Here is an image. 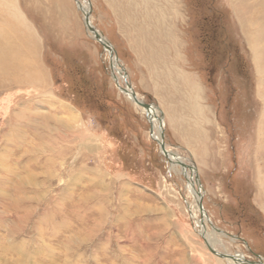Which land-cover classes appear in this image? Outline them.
I'll return each instance as SVG.
<instances>
[{
    "label": "rangeland",
    "instance_id": "obj_1",
    "mask_svg": "<svg viewBox=\"0 0 264 264\" xmlns=\"http://www.w3.org/2000/svg\"><path fill=\"white\" fill-rule=\"evenodd\" d=\"M79 1L163 119V144L195 175L206 220L144 112L117 89L79 2L0 0V49L28 64L0 71V264H229L207 234L218 252L264 264L263 102L248 43L264 0H156L165 43L129 26L124 0ZM176 69L201 89L203 117L185 108L187 92L163 86L180 85Z\"/></svg>",
    "mask_w": 264,
    "mask_h": 264
},
{
    "label": "bare ground",
    "instance_id": "obj_2",
    "mask_svg": "<svg viewBox=\"0 0 264 264\" xmlns=\"http://www.w3.org/2000/svg\"><path fill=\"white\" fill-rule=\"evenodd\" d=\"M146 0H124L123 3V17L126 18L127 23L129 24V26H131L133 28V25L136 26L137 24L138 26V31L142 32V35L144 38H146V36H151L152 40L156 42H161V43H165V42H170L172 40L171 34L168 30V32L166 31V27H165V21L167 20V15L168 13L164 10V8L160 7L158 5V2L156 0H154V2H152V4H147L145 2ZM160 1H164V3H168L170 2V0H158ZM79 2L80 4V11L83 13V23L84 26L87 29V25H86V20H85V15L88 12V5H82L80 3L79 0H77V3ZM4 3V2H3ZM113 4V3H112ZM161 4V3H159ZM163 4V3H162ZM5 5V4H4ZM3 5V6H4ZM146 5V6H145ZM121 6V5H120ZM119 6V7H120ZM116 7V6H115ZM13 8V7H12ZM151 10V13L149 12ZM147 11V12H146ZM140 12H144V19H146V21L144 20L142 22V24L139 22L138 20V16L137 14ZM149 12V14H148ZM9 15H10V19L12 20V25L11 28H13V30L17 31L20 30L21 28L24 27V23L19 20L17 13H15V11L12 9H9ZM155 15H154V14ZM142 17V16H141ZM264 18V15L260 17ZM9 19V20H10ZM22 19V17H21ZM137 21V22H136ZM170 21V20H169ZM168 21V22H169ZM88 23H90V19L88 18ZM165 23V24H164ZM133 24V25H132ZM141 24V25H140ZM252 24H256L253 23ZM3 25V23H2ZM91 25V23H90ZM151 27V29H154V33H150V30H147L149 28V26ZM92 26V25H91ZM161 26V27H160ZM259 27L257 28V30L254 31L255 37H250L248 38V43L250 42L251 47V53H252V60L254 62L255 65V69H256V74H257V82H258V86H260L261 90H259V96H261L262 98V102H263V126H264V20H261L260 25H258ZM130 27V28H131ZM10 28V29H11ZM162 28V29H161ZM3 29V28H2ZM12 30V31H13ZM88 30V29H87ZM20 32V31H18ZM89 32V31H88ZM10 33V32H8ZM31 33V32H30ZM99 34V32H97ZM90 36L92 38L93 35L89 32ZM12 35V34H11ZM17 36V35H16ZM29 32H26L25 28L22 32V34H20V39L23 40V44L22 45H29ZM100 40L102 42H106V40L104 39V37L101 36V34H99ZM9 39V38H8ZM150 40V37L148 38ZM146 40V39H145ZM20 41V40H18ZM17 41V42H18ZM151 41V40H150ZM149 42V41H148ZM31 43V42H30ZM100 43V42H99ZM107 43V42H106ZM145 43V42H144ZM151 43V42H150ZM101 44V43H100ZM105 44V43H104ZM15 45V43H14ZM18 45V44H17ZM147 45V44H146ZM20 46V45H19ZM30 46V45H29ZM16 47V46H15ZM160 48V47H159ZM10 49L12 51L9 52H4L0 49V71L1 72H5V69L7 70H11L14 68L13 66V61L15 62V60L18 62H21L23 65L27 66L28 64H26L25 60L23 59L24 57H22V55L20 56L19 51L12 49V47H10ZM22 49V47H21ZM105 49V48H104ZM21 51V50H20ZM107 55L109 56V60L111 63V70H112V75L114 77L113 81H115L116 83V87H118L117 89L120 90L119 92H121L126 98L127 100H129L137 109L141 110L142 112H144L143 108L140 107V105H138L133 97L131 96L130 90L125 86L124 84V74H123V69H119V65L117 63V60L115 58L114 55V51L112 49V47L110 46L108 49H105ZM146 51V50H145ZM22 52V51H21ZM27 51H25V53H27ZM164 53V52H163ZM158 53V55H156V57L158 56H166V53ZM24 54V53H23ZM21 57V59H19ZM28 57V56H27ZM170 57V56H169ZM175 58V57H174ZM25 61V62H24ZM15 64V63H14ZM32 65V64H31ZM16 67V66H15ZM167 67V66H166ZM25 69V68H24ZM10 72V71H9ZM37 72V70H36ZM168 72H171V70L168 69ZM29 73V71H28ZM173 73V72H172ZM173 75V74H172ZM35 76V75H34ZM172 77V76H171ZM126 80H127V75H126ZM132 89V88H131ZM259 89V88H258ZM134 93V92H133ZM135 94V93H134ZM136 96V95H135ZM137 102L141 103V104H145L143 101L140 100V98H138L136 96ZM197 104V103H196ZM194 108V107H193ZM199 110V109H198ZM203 111V110H202ZM201 112V111H200ZM203 113V112H201ZM145 114V112H144ZM202 117V116H200ZM148 121L150 123L151 126V132H150V136L151 138L157 142L159 145L161 143V137H162V127L164 125L163 119L159 118V116H157V112H156V108L153 106L152 107V111H151V116L148 117ZM264 134V131H263ZM163 138V137H162ZM164 150L165 153L167 154V158L172 162V163H176L177 166L181 167V164L184 165L182 163V160L177 157L175 154L168 152V148L166 145H164ZM161 151V150H160ZM161 153L164 155V153L161 151ZM165 156V155H164ZM186 166V165H185ZM184 167L182 168V174L184 177L187 178V190L189 192V194H191L196 202V209L198 210V201L201 199V195L202 192H197L196 190V186H197V179L195 180L196 177H194L195 175H190L189 173H187L184 170ZM187 168V166H186ZM195 170V169H194ZM261 172L263 175H259V171L258 173H256V177L257 179H259V181L261 182L260 187L263 189V195H264V165L261 169ZM194 173V172H193ZM258 181V182H259ZM200 190V189H198ZM200 197V198H199ZM199 211V210H198ZM203 214H204V210H203ZM201 215V214H200ZM201 223H204V221L206 220V218H204V215L201 216ZM199 223V222H198ZM202 229L203 227H205L204 225L201 226ZM202 232V231H201ZM200 232V233H201ZM202 234L204 235L203 238H205V234L206 232L203 231ZM211 236V235H210ZM207 238V245L208 247L211 249V251L213 253H217V254H224V253H220L218 252L216 245L217 243H215L214 241H212V239H210L209 235L207 234L206 236ZM234 240V237H233ZM232 241V240H231ZM215 255V254H214ZM225 255H229V254H225ZM232 257H234V259H225L229 262V264H248L246 263L243 258L241 256H237V255H230ZM218 257V256H217ZM220 258V257H219ZM222 259V258H220Z\"/></svg>",
    "mask_w": 264,
    "mask_h": 264
},
{
    "label": "crops",
    "instance_id": "obj_3",
    "mask_svg": "<svg viewBox=\"0 0 264 264\" xmlns=\"http://www.w3.org/2000/svg\"><path fill=\"white\" fill-rule=\"evenodd\" d=\"M154 66L157 67V64L155 63ZM149 68H151L150 70L152 72H155L156 76L159 75V73H158L159 71H157L156 69L153 70L154 67L149 65ZM177 72H178V76H179L178 82L180 85L174 83L173 81H169V82H165V84H163V86H165V88L169 87L168 93H170L172 95L173 94H180L183 91H185L184 93L187 92V98H186L187 105L185 106V108L188 111H190L193 116H199V117L202 116L203 117V114H204V112L202 111L203 107L201 105V101H200V103L198 102L199 100H201V89L194 84L193 76H191V75L187 76L185 73L179 72L178 70H177ZM200 111L203 113H201ZM166 112H168V111H166ZM260 197L264 199V196L262 194H260Z\"/></svg>",
    "mask_w": 264,
    "mask_h": 264
},
{
    "label": "water",
    "instance_id": "obj_4",
    "mask_svg": "<svg viewBox=\"0 0 264 264\" xmlns=\"http://www.w3.org/2000/svg\"><path fill=\"white\" fill-rule=\"evenodd\" d=\"M89 16H90V10L88 9L87 14L85 15V20L87 21V22H86V25H87V29H88V31L93 35L95 41L100 42V43L102 44V47H103V48L108 49L111 45H110L109 43L102 42V41L100 40V37H99V35H98V33H97V30H96L93 26H91L90 23H88V18H89ZM104 43H105V44H104ZM114 55H115V52H114ZM115 58H116V60H117L116 55H115ZM122 69H123V68H122ZM123 74L125 75V76H124V84H125V86L130 90L131 96L133 97L134 101H135L138 105H140V107L143 108V110H144V112H145V117H146V119L148 120V117L151 116V111H152V107H153V106H152L151 104H141V103L137 102L136 96H135V94L133 93V91H132V89H131V86L129 85V83H128L127 80H126V73H125L124 69H123ZM162 137H163V135H162ZM162 137H161V143H160L159 146H160V150L164 153L165 158H167L168 156H167V154L165 153V150H164V144H163V138H162ZM184 166H185V165H182V164H181V167H184ZM185 168H186V166H185ZM199 198H200V197H199ZM197 207H198L199 213L201 214V216H203L204 214H203V206H202V204H201V199L198 201V205H197ZM206 217H207V216H206ZM213 254H215L216 256H218V257H220V258H222V259H224V258H225V259H234V257H232V256H230V255L217 254V253H213ZM255 258H256V259H259L258 256H255ZM246 263H248V264H255V263H257V262H248V261H247Z\"/></svg>",
    "mask_w": 264,
    "mask_h": 264
}]
</instances>
